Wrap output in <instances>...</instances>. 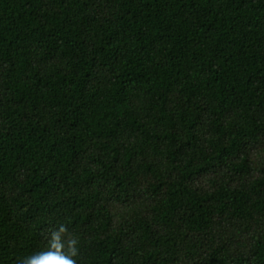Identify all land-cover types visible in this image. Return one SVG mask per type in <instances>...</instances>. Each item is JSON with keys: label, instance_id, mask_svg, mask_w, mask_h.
<instances>
[{"label": "trees", "instance_id": "16d2710c", "mask_svg": "<svg viewBox=\"0 0 264 264\" xmlns=\"http://www.w3.org/2000/svg\"><path fill=\"white\" fill-rule=\"evenodd\" d=\"M61 223L78 264H264V0H0V264Z\"/></svg>", "mask_w": 264, "mask_h": 264}, {"label": "clouds", "instance_id": "9594fccd", "mask_svg": "<svg viewBox=\"0 0 264 264\" xmlns=\"http://www.w3.org/2000/svg\"><path fill=\"white\" fill-rule=\"evenodd\" d=\"M79 245V237L61 223L58 228L50 230L44 249L24 257L19 264H78Z\"/></svg>", "mask_w": 264, "mask_h": 264}]
</instances>
